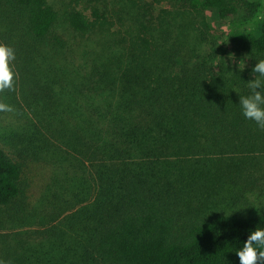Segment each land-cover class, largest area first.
Wrapping results in <instances>:
<instances>
[{"label":"trees","instance_id":"obj_1","mask_svg":"<svg viewBox=\"0 0 264 264\" xmlns=\"http://www.w3.org/2000/svg\"><path fill=\"white\" fill-rule=\"evenodd\" d=\"M79 1L0 0V43L15 52L0 90V124L13 115L0 131V259L239 264L264 203L217 198L241 174L222 165L264 131L239 106L264 59V0H171L180 14L146 11L120 35L99 0Z\"/></svg>","mask_w":264,"mask_h":264},{"label":"rangeland","instance_id":"obj_2","mask_svg":"<svg viewBox=\"0 0 264 264\" xmlns=\"http://www.w3.org/2000/svg\"><path fill=\"white\" fill-rule=\"evenodd\" d=\"M57 5H59L64 0H51ZM90 1V0H89ZM101 7L106 8L116 19L117 24L115 26V31L120 35L121 32L127 31V27L130 22H133L146 13L150 14L153 12L154 15L158 14L161 8H170L174 14H180L182 8L178 1L172 2L171 0H99ZM153 5H151V4ZM84 1H79V6H84ZM207 15L212 18L213 22L218 26H225L220 21L215 19L213 13H207ZM144 18V17H143ZM61 27V31L65 33L67 37L75 38L78 41L81 40V36L75 34L69 28ZM120 29V31H118ZM118 31V32H117ZM109 40H113L112 37H116L117 34L112 31L107 32ZM99 38V37H96ZM234 57V59L232 58ZM226 60L231 63L245 62V58H239L232 53L226 56ZM9 108L7 109V111ZM13 115L6 112L1 117L0 131H6L10 129L12 123L10 122ZM254 143L252 144L251 152H247L246 155L239 153L237 155L240 164H228L222 165L223 169L233 168L234 170H239L241 172L238 180L233 181L230 176H225L222 182V186L218 189L222 192L218 195V203L222 207H227L228 209L233 204V198L238 199V207L242 203H247L249 210L255 211L264 203V131L257 132L253 134ZM230 173V171H227ZM240 179V181H239Z\"/></svg>","mask_w":264,"mask_h":264},{"label":"clouds","instance_id":"obj_3","mask_svg":"<svg viewBox=\"0 0 264 264\" xmlns=\"http://www.w3.org/2000/svg\"><path fill=\"white\" fill-rule=\"evenodd\" d=\"M14 58V49L0 43V90L13 86L15 73L12 61ZM237 67L241 70L240 62ZM252 71L255 79L248 81L251 92L239 97V106L246 119L254 121L259 128L264 129V59L257 60ZM236 255L239 258V264H260V261L264 259V227L251 230ZM0 264H12V262L0 259Z\"/></svg>","mask_w":264,"mask_h":264}]
</instances>
